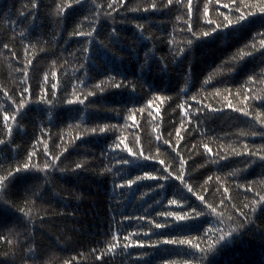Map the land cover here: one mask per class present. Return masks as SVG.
<instances>
[{"label":"trees","instance_id":"obj_1","mask_svg":"<svg viewBox=\"0 0 264 264\" xmlns=\"http://www.w3.org/2000/svg\"><path fill=\"white\" fill-rule=\"evenodd\" d=\"M69 2L0 0V175L28 162L31 151L36 152L31 163L43 167L52 156L60 155L56 163L65 169L14 173L0 192V264H65L69 260L72 264H264V203L256 204L255 211L244 207L259 200L257 193L264 195V160L249 154H264V125L255 118L260 114L264 119V49L245 47L264 32V14L195 40L177 56L168 41L170 36L181 40L187 35L179 31L186 27L187 0H174L167 7V0H115V11L108 8L113 0H80L58 11L59 5ZM153 2L157 7H151ZM228 2L192 0L194 30H207L206 4L208 17L219 22L217 9L228 14L223 7ZM138 24L143 27L137 28ZM93 27L91 43L88 37L74 35ZM240 49L252 54L231 60ZM225 60L229 63L222 65ZM220 67L224 70L214 74ZM209 75L213 79L204 84ZM102 81L103 92L94 88ZM115 82L129 86L115 88ZM74 85L82 99L89 91L95 95L82 105L69 104ZM22 98L26 103L17 111ZM5 114L16 115L15 122L8 121L11 135ZM129 114L135 121L126 122ZM105 124L122 127L85 132ZM177 129L182 137L179 143ZM134 136L139 137V145L132 143ZM118 137L133 151L140 148L153 159H136L123 146L114 148ZM45 142L50 155L44 153ZM233 149L242 155L230 154ZM181 158L186 161L185 182L196 195L175 179ZM124 159L129 163H117ZM76 163L84 166L75 169ZM106 167L112 171H104ZM165 168L172 178L160 180L167 174ZM145 172L157 179L116 187ZM199 195L222 215L209 212L197 199ZM171 199L178 203L168 204ZM193 208L203 214L175 222L157 215L191 213ZM141 216L145 219H138ZM166 220L169 226L163 229L150 223ZM114 235L120 246L109 252ZM125 236L144 246L123 248ZM157 239L191 240L200 247L150 246Z\"/></svg>","mask_w":264,"mask_h":264},{"label":"snow or ice","instance_id":"obj_2","mask_svg":"<svg viewBox=\"0 0 264 264\" xmlns=\"http://www.w3.org/2000/svg\"><path fill=\"white\" fill-rule=\"evenodd\" d=\"M213 0H208V3H212ZM72 3H80V0H70L69 3H65L63 5H59L58 6V11L59 12H63L64 8L67 7H71ZM114 3L115 0H113V3H109L108 4V8L112 9L113 11H115L114 8ZM174 3V0H167V4L165 5V7H167V5H171ZM175 3H180V0H175ZM215 3L219 4L220 0H215ZM187 4H188V8H187V19L184 20V23L186 25L185 28L179 29L180 32H186L187 35H185L181 40H177L175 36H170L169 38V44L175 48V55H180L182 54L186 48L191 47V45L194 43L195 40H199L202 39L204 37H210L213 33L217 32L218 30H222V29H229V28H233L237 25H242V22H247V20L249 19V17L255 16L257 13L259 14H264V0H229L228 3H224L223 7L225 9L229 10L228 14H225L224 12H220L219 9H217V15L219 17H222V20H220L219 22L215 19H210L208 17V6L207 4L204 7V11H203V19L205 24L207 25V30H204L203 28H201L200 30H194V26L192 21V0H187ZM33 7H35V5H33ZM152 8L157 7L156 3L153 2L151 5ZM133 11H136L137 9H132ZM148 9L146 8L145 11H147ZM235 13V15L233 16L232 13ZM106 15H111V13H105ZM100 15V9L99 6L97 7V11H96V16L99 17ZM177 20H181L182 17L181 16H177L176 17ZM142 25H137V28H142ZM95 31V28L93 27L92 30L87 31V32H83V31H77L74 33V35H78V36H85L89 38V43H91L92 39H94L93 37V32ZM112 34L115 35V29L112 30ZM190 37V38H189ZM259 38V39H258ZM102 43V42H101ZM5 47H7V45H5ZM245 47H250L252 49V51H256L259 49H264V32H258L256 34V36L253 37V42L250 43L249 45H246ZM84 52L88 51V48L85 47L83 49ZM251 52H246L243 49L238 50V53L231 56L230 59L231 60H236L237 58L239 59H243L245 56L247 55H251ZM32 61L28 60V64H31ZM229 63V60H225L222 62V65H227ZM81 67H83V65H81ZM224 69L222 67L214 70V74L215 73H219L220 71H223ZM227 71H232L233 68L229 67L226 69ZM23 75L25 77V79L28 76V71L27 68H24L23 70ZM52 75L55 76L56 73L52 72ZM110 80H115L114 77H110ZM213 79V75H209L205 80H204V84H208L211 80ZM45 80H47V76H45ZM252 80V77L249 78V81ZM81 83H83V81H81ZM103 81L101 83H98L96 85H94V88L103 92L104 91V87L103 85ZM113 87L115 88H120V87H125V86H129L126 82H115L112 84ZM57 87V85L55 83L52 84V88L55 89ZM74 87V99H70L67 101V103L69 104H73V103H79V104H84V101L87 99L88 96L91 95H95L94 91H89L87 93L86 96H84V98L82 99L79 95H76L75 93V85ZM132 87H134V85H132ZM28 89L24 88L23 89V93H27ZM7 94V93H5ZM239 94V93H237ZM53 95H55V93H53ZM217 95H219V92H217ZM256 99H259V97H255ZM9 99H11V97H9ZM41 99H45L44 97H41ZM157 99H163V98H157ZM193 99H195V97H193ZM245 99H248L247 96H245ZM48 103H51V101H47ZM13 103H15V101H13ZM26 101L22 98L20 100V103L17 107V111H19L20 109H22L25 105ZM149 104H151V101H149ZM228 107H232L231 102H229V104L227 105ZM182 107V106H181ZM237 111H244L245 115H249L248 112H246L244 109H236ZM144 109L141 108L139 109V112H143ZM151 114V113H150ZM256 120L264 125V119H261L260 114H257V116L255 117ZM12 120L13 122H15L16 120V115L13 114L11 117H9V115L5 114L4 115V121H5V127L8 130V134L11 135V131H12V126L10 124H8L9 120ZM136 117L132 114H129L125 117V120L127 122V120H132L135 121ZM127 126V125H126ZM120 125H115V124H105L104 126H96L90 129H85L86 133H96V132H100V133H104L106 131H120L121 130ZM255 134V133H253ZM177 143H179V139H182V137L180 136V130L177 129ZM78 138V137H77ZM157 140H161L162 137L161 136H157L156 137ZM0 143H3L2 140H0ZM132 143L134 145H139L140 144V140L139 137L134 136ZM164 144H168L169 141L168 140H163ZM123 146V150H126L130 155H132L133 157H135L136 159H144V160H149V159H153V157L150 156H146L144 155V152L140 149L137 148L136 151H133L132 147H129V145L127 143L124 142L123 139H120L118 137L117 142H114L113 147L116 149H121V147ZM203 147L205 149L208 150V152H211L212 149L208 147V144H204ZM245 147V151H247V145L244 146ZM44 148V153L46 155H50L49 153V146L47 144V142L44 143L43 145ZM64 151H67V148H64ZM63 153H61L62 155ZM232 155H236V156H240L242 155L241 152L236 151L235 149L232 150V153H230ZM250 155L253 156H258L261 160H264V154H262L260 151H255V152H251L249 153ZM177 155H179V153H177ZM36 156V152L35 151H31L28 153V162H24L22 163V165L20 167H16L15 169L9 170L7 172L6 175H0V192H3L6 190V185L9 182L10 178L13 177L14 173H20V172H25V171H31L33 169L35 170H39V171H47L48 169H56L59 168V170L61 172L65 171L64 168H60L59 165L56 163L59 159H60V155H56V156H52L51 159L49 161H46L43 164V167H41L39 164H34L31 163V160L33 157ZM220 159H225L224 156H220ZM117 163L120 164H128L129 161L124 159V160H120L117 161ZM161 164L164 163V161H160ZM186 161H184L183 158H181L180 160V174L175 176L176 180L181 181L182 183H184V186L187 188V191L189 193H192L193 195H196V193L193 190V187L189 184H187L185 182L184 179V174H183V170H184V165H185ZM84 165L83 163H76L75 164V169H80L82 168ZM104 171H108L111 172L112 168L111 167H106L104 169ZM164 171L167 173L166 175H162L159 177L160 180H168L170 178H172V173L168 171L167 168L164 169ZM145 179H149V180H155L157 179L156 176H153L147 172L144 173L143 176L137 175L135 177V180L132 179H128L126 181L125 185H116V187H126V186H131L132 184H134L137 181H142ZM213 177L209 176L208 180H212ZM216 181H221V177L220 176H216L215 177ZM205 183H207V181H205ZM163 184H159L158 187L163 188ZM238 187H241L242 185H237ZM154 190V189H153ZM251 187H249V191H251ZM217 191H219V188H217ZM229 191V189L227 187L224 188V193H227ZM147 193H144V195H146ZM257 195L259 196V200L257 201H253L251 203V205L245 204L244 207H252L253 211H255V205L256 204H260V203H264V195H261L260 193H257ZM197 199L200 200L202 203L206 204V208L209 212L213 213V214H217V215H222V213H217V208L214 207V205L212 203H207L205 196L203 195H199L197 196ZM229 199H231V197H229ZM0 201H3V195H0ZM5 203H10L9 201H4ZM156 203H159V201H156ZM178 201L176 199H171L168 201V204L170 205H175L177 204ZM220 204L223 205L224 204V200L221 199L220 200ZM233 207L235 208L236 206L233 205ZM19 211L23 212L25 215H29L28 212H25V210L23 208H20ZM203 213L200 211H197L195 208H193L191 210V213H185V214H181L180 212H174V211H165V212H160L157 215L162 216V217H172L174 218L173 222L175 221H187L190 220L192 218V216H200ZM241 215H246L242 210H241ZM124 219H130L129 217H125ZM138 219L140 220H144L145 217L141 216ZM150 223L154 226L155 229H163L169 226V221H165L164 223H159L156 221H150ZM231 233H225L224 235H230ZM132 235V234H129ZM145 236L148 235L147 232L144 233ZM224 235L220 236V239H224ZM124 241H126V243H124L122 246L123 248H128L133 246V244H139V246L143 247L144 244L141 243L140 241H132L129 236H125ZM112 243L109 245L108 247V251H114L117 247L120 246V241L117 238V236H113L112 237ZM9 243H11V241H9ZM160 244H164V245H185V244H189L192 245V247L194 248H199L200 246L198 244H192L191 240H184V239H157L155 241H152L150 246L155 247L156 245H160ZM201 251H203L201 249ZM65 264H72V261H65Z\"/></svg>","mask_w":264,"mask_h":264}]
</instances>
